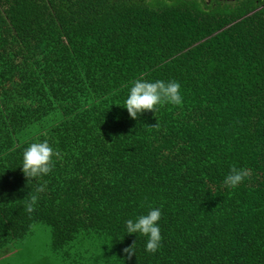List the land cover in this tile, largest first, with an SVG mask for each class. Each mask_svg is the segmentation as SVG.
I'll list each match as a JSON object with an SVG mask.
<instances>
[{"label": "trees", "instance_id": "16d2710c", "mask_svg": "<svg viewBox=\"0 0 264 264\" xmlns=\"http://www.w3.org/2000/svg\"><path fill=\"white\" fill-rule=\"evenodd\" d=\"M138 79L182 104L132 119ZM45 140L60 156L28 181ZM155 208L150 253L126 221ZM35 223L62 264H264V0H0V251Z\"/></svg>", "mask_w": 264, "mask_h": 264}, {"label": "clouds", "instance_id": "9594fccd", "mask_svg": "<svg viewBox=\"0 0 264 264\" xmlns=\"http://www.w3.org/2000/svg\"><path fill=\"white\" fill-rule=\"evenodd\" d=\"M181 85L176 81L164 82L157 80L148 82L143 80H135L130 89V94L125 101V107L132 119H138L145 112H153L159 110V107L165 104L179 106L183 102L180 92ZM151 127H158L155 124ZM60 154L55 151L45 140L43 142L32 143L23 152L22 172L28 181L36 180L50 174L55 166L54 157L59 158ZM251 170L248 168H237L232 166L229 174L225 177L224 184L230 188H236L243 180L249 177ZM45 185L36 188L34 194L25 204L26 212L31 215L35 211V205L39 200V194L45 191ZM161 219V210L155 208L149 211L147 215H141L134 222L129 219L126 221V229L128 234H140L147 236L146 251L155 253L162 247V236L158 222ZM135 242L129 247H125L123 252L126 259H131L135 255Z\"/></svg>", "mask_w": 264, "mask_h": 264}, {"label": "rangeland", "instance_id": "374dc122", "mask_svg": "<svg viewBox=\"0 0 264 264\" xmlns=\"http://www.w3.org/2000/svg\"><path fill=\"white\" fill-rule=\"evenodd\" d=\"M51 238L48 225L35 223L32 232L18 241L15 248L7 250L4 247V251H0V255H10V259H3L0 264H62L49 249Z\"/></svg>", "mask_w": 264, "mask_h": 264}, {"label": "crops", "instance_id": "0c3cea01", "mask_svg": "<svg viewBox=\"0 0 264 264\" xmlns=\"http://www.w3.org/2000/svg\"><path fill=\"white\" fill-rule=\"evenodd\" d=\"M9 255V253H7V254H3V255H0V262L3 260V259H10V255Z\"/></svg>", "mask_w": 264, "mask_h": 264}, {"label": "flooded vegetation", "instance_id": "af4514ba", "mask_svg": "<svg viewBox=\"0 0 264 264\" xmlns=\"http://www.w3.org/2000/svg\"><path fill=\"white\" fill-rule=\"evenodd\" d=\"M207 1L211 2L212 0H207ZM229 1H232V0H229ZM236 1H237V0H236Z\"/></svg>", "mask_w": 264, "mask_h": 264}]
</instances>
